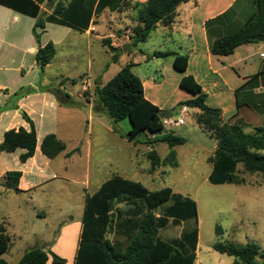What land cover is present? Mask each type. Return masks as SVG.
<instances>
[{"label": "crops", "instance_id": "1", "mask_svg": "<svg viewBox=\"0 0 264 264\" xmlns=\"http://www.w3.org/2000/svg\"><path fill=\"white\" fill-rule=\"evenodd\" d=\"M58 1L54 5L47 0L44 2L41 6L44 17L53 13ZM61 1L68 4L71 0ZM146 1L131 0V3ZM96 6L97 2L89 29L85 32L47 23L42 32L37 30L41 32L40 42H37L34 36L36 19L0 5V107H6L0 113V144L9 130L20 128L30 130V124L23 117L24 113L33 121L37 135L35 154L25 163L20 161L21 155L25 153L23 149L0 154V202L4 199L10 202L22 198L27 206L44 212L46 207L55 204V196L64 194L65 191L54 189L51 186L52 182L58 178L65 182L71 181L70 172L73 171L80 174L79 179L83 180L81 185L84 193H81V201L84 206L86 196L89 194L88 187L92 182L95 192L114 176L141 182L138 177L143 175L144 171L138 168L136 161L140 149L135 143L138 142L121 138L113 131L108 119L95 112L96 87L107 84L128 63L134 65L131 68L132 72L137 69L140 72L149 70L141 72L142 76L135 74L143 83L145 98L159 110L169 111L171 117L175 111H178L177 117L180 115L179 103L195 97L180 86L184 77L193 76L207 95L206 104L211 108L220 109L225 123L240 125L247 132L264 128V57L261 56L264 54V42L242 45L228 56H217L211 52V44L214 41L239 30L254 14L255 0H189L178 7L177 17L171 27L160 26L150 36L151 38L154 33L162 31V36L170 39L175 48L152 47L144 50L138 47L140 44L132 46L128 43L130 52L117 51V62L112 61L111 53L110 60L104 63L100 74L93 75L87 72L80 74L79 79L60 75L52 80L55 87H45L43 76L50 68L63 61L59 58V46L65 37L74 32L80 34L85 41L86 52L89 55L93 42H100L104 46L103 41L112 38L118 28H127V35L124 38L131 41L133 28L137 25L133 9L111 11L105 8L100 14H96ZM51 33L55 35L50 36ZM119 40L112 42L113 48L117 50L123 46L118 43ZM71 41L68 57L80 61L82 53L78 52V42ZM49 42L55 44L57 53L53 61L41 72L35 56L39 47ZM107 50L109 51L108 48ZM155 52L188 55L187 70L180 72L174 68V56L157 58L153 56ZM91 59L88 60V66L91 65ZM153 73H156L159 81L155 80L156 76ZM22 88H31L33 92L15 98L14 94ZM55 89L62 91L60 98L54 93ZM68 89L72 93L68 92ZM65 95L70 98H66ZM50 134L56 135L65 144V150L55 159H49L41 152L42 142ZM149 137L152 139L156 135ZM159 143L165 142L153 141L137 145H146L147 157L150 152L155 151L161 161L167 159L171 152L175 153L176 165L162 164L152 169L155 178L156 176L164 178L183 168L177 150L178 147L185 145L187 140L183 145L173 148L168 146L164 155L158 152ZM129 145L133 147V166L120 168L116 160L119 148L123 146L128 148ZM216 149L217 145L211 157ZM12 171L22 173L18 184L20 192L2 185L4 176ZM211 172L212 170L210 174ZM155 181L154 179L152 183ZM173 192L183 195L174 190ZM16 204L17 212L24 213L25 209L19 204V200ZM0 215H2L0 221L5 224L11 236L9 229L12 227V216L7 206L0 207ZM181 227L183 228L182 225ZM66 229L64 238L60 240L66 245L65 250L70 251L75 264L82 226L75 245L72 243V226L69 225ZM180 236L181 233L178 239Z\"/></svg>", "mask_w": 264, "mask_h": 264}, {"label": "trees", "instance_id": "2", "mask_svg": "<svg viewBox=\"0 0 264 264\" xmlns=\"http://www.w3.org/2000/svg\"><path fill=\"white\" fill-rule=\"evenodd\" d=\"M46 0H0V5L23 15L36 19L34 36L40 42L41 32L47 23L66 26L85 32L89 29L93 9L97 2L96 14L105 8L119 11L132 8L137 25L130 37L131 45L145 43L160 26L171 27L177 17V9L189 0H147L132 4L131 0H71L64 4L59 0L51 15L43 16L41 6ZM51 5L57 0H47ZM256 10L247 22L236 32L225 35L211 44V52L217 56H228L246 44L259 43L264 34V0H255ZM40 30L41 32H38ZM111 53L112 61L117 62V51L110 46V41H103ZM130 46V45H129ZM57 53L54 43L49 42L39 47L35 60L41 72L55 58ZM174 56V68L184 72L188 68V55L172 52H155L154 57ZM134 65L126 64L107 84L95 89L97 108L95 112L104 115L113 131L121 138L149 144L161 141L170 148L186 143V139L166 132L158 116L159 108L145 98L142 81L131 71ZM180 86L195 95L191 100L179 103L197 109L206 120L199 122L202 131L215 140L217 149L210 158L213 165L208 181L212 185L241 184L238 166L242 165L250 173H264V128L247 132L237 124L225 123L220 109L206 104L207 95L193 76L184 77ZM33 89L22 88L14 94L21 98L31 94ZM60 98L62 91L55 89ZM66 98L70 96L65 95ZM62 104V101H61ZM6 107H0V113ZM97 110V111H96ZM24 119L30 124V130L12 129L5 133L0 144L2 152L13 153L17 149L25 150L20 161L25 163L35 154L37 135L33 121L24 113ZM128 120L131 130L122 133L117 124ZM156 135L150 139L149 136ZM144 137V140L141 138ZM65 150V144L56 135H47L41 145V152L49 159H55ZM152 169L162 164L176 165V155L171 152L161 161L152 151L148 154ZM22 173L8 172L2 185L20 192L18 189ZM121 203V205H117ZM182 225L179 239L166 241L159 235L169 222ZM222 228L216 226V235H222ZM199 221L196 202L191 198L175 194L169 187L152 192L141 182L114 176L104 182L93 194L86 196L82 230L75 264H195ZM111 235V237H109ZM11 246V236L4 223L0 221V264H10L2 259ZM213 249L234 258L233 264H264L261 248L254 242L244 246L233 242H218ZM65 264V260L52 252L41 248H31L25 252L20 264Z\"/></svg>", "mask_w": 264, "mask_h": 264}, {"label": "rangeland", "instance_id": "3", "mask_svg": "<svg viewBox=\"0 0 264 264\" xmlns=\"http://www.w3.org/2000/svg\"><path fill=\"white\" fill-rule=\"evenodd\" d=\"M126 30L127 28H118L112 38H107L111 47H113V41L117 42V39H120L118 43L123 45L120 48L121 53L124 52L123 49L126 45L129 48L125 53L131 50L128 44L131 41L124 38L127 35ZM162 33V31L154 33L149 40L138 47L144 50H149L152 47L175 48V44L162 36ZM54 35L55 33L50 34V36ZM71 40L78 42V52L82 53L80 61L68 57V47L72 42ZM85 47H87L85 41L77 32L65 37L64 42L59 46V58L63 61L48 70L43 76L45 78L43 85L47 88L55 87L52 80L60 75L79 79L80 74L87 72H91L93 75L100 74L104 63L110 60V50L108 51L100 42L95 41L92 43V51L89 55ZM90 58H92V62L88 66ZM152 68L156 69V67ZM145 71L149 70H142L141 72ZM141 72L138 69L133 70V73L137 75ZM153 74L156 76V73ZM155 80L159 81L160 79L156 76ZM68 92L71 91L68 89ZM177 112L173 113V118H177ZM204 119L198 110L190 108L185 125L171 129L173 134L185 138L187 143L178 147L177 150L183 168L172 172L168 177H154L153 170L149 166L150 161L146 154L148 151L146 145L135 143V146L140 149L139 158L136 160L138 168L144 171V174L138 178L152 192L169 187L196 202L199 238L195 264H233V257L213 249V246L218 242H233L240 246L254 242L260 246L264 257V173H250L242 165H239L237 175L243 181L241 184H210L208 176L212 170V164L209 160L216 148V142L202 131L199 122L205 124L206 120ZM117 128L122 133L131 130L128 120L119 122ZM141 140H144V137ZM167 149L166 143L158 144L160 155H164ZM119 150V155L116 158L118 166L120 168L132 167L133 147L131 145L128 148L123 146ZM70 175L71 181L69 182H65L61 178L52 182L51 186L54 189H64L65 191L64 194L55 196V204L46 207L44 212L27 206L22 198H16L25 209L22 214L17 212L16 200L13 199L8 202L4 199L0 202V207L7 206L12 216V227L9 229L11 246L2 255V259L11 263L24 250L41 248L63 258L66 261L65 264H73L74 259L70 251L65 250L66 245L60 238H64L66 228L70 225L72 226V243L73 245L76 244L82 226L84 203L81 201V193H84V190L81 185L83 180L79 179L80 174L73 171V173L70 172ZM154 179L156 181L152 183ZM88 192L87 195L95 192L93 182L88 187ZM117 205L119 206L121 203H117ZM40 206L42 207V205ZM217 225L223 230L220 236L216 235ZM181 232V225L170 223L160 230L159 235L166 241H172L178 239ZM47 264H52L51 258Z\"/></svg>", "mask_w": 264, "mask_h": 264}, {"label": "built area", "instance_id": "4", "mask_svg": "<svg viewBox=\"0 0 264 264\" xmlns=\"http://www.w3.org/2000/svg\"><path fill=\"white\" fill-rule=\"evenodd\" d=\"M261 56L264 57V54ZM188 110L189 108L187 106H182L180 109V115L177 118H169V119H163L162 125L166 132H170L173 127H181L185 125V120L188 117Z\"/></svg>", "mask_w": 264, "mask_h": 264}, {"label": "water", "instance_id": "5", "mask_svg": "<svg viewBox=\"0 0 264 264\" xmlns=\"http://www.w3.org/2000/svg\"><path fill=\"white\" fill-rule=\"evenodd\" d=\"M259 41L260 42H264V34H262L260 37H259ZM129 47L126 45L124 46V49L123 51L126 52V50L128 49ZM158 116L161 120L163 119H169L171 118V113L169 111H166V110H159L158 111ZM25 255V252L21 253L13 262H11L10 264H20V262L22 261L23 257Z\"/></svg>", "mask_w": 264, "mask_h": 264}]
</instances>
